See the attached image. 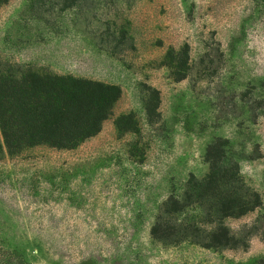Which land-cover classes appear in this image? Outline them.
Listing matches in <instances>:
<instances>
[{
	"label": "rangeland",
	"instance_id": "obj_1",
	"mask_svg": "<svg viewBox=\"0 0 264 264\" xmlns=\"http://www.w3.org/2000/svg\"><path fill=\"white\" fill-rule=\"evenodd\" d=\"M0 61L122 89L77 148L0 153V264H264V0H0ZM218 137L263 200L239 245L155 239Z\"/></svg>",
	"mask_w": 264,
	"mask_h": 264
},
{
	"label": "trees",
	"instance_id": "obj_2",
	"mask_svg": "<svg viewBox=\"0 0 264 264\" xmlns=\"http://www.w3.org/2000/svg\"><path fill=\"white\" fill-rule=\"evenodd\" d=\"M121 95L114 83L0 61V153L6 149L13 155L36 146L77 148L102 130ZM131 118L119 117L118 128L124 130ZM227 146V139L216 138L207 149V175L191 176L181 196L166 200L151 229L155 239H189L213 248L239 245L224 220L254 211L263 200L246 183ZM190 212L200 217L180 218Z\"/></svg>",
	"mask_w": 264,
	"mask_h": 264
}]
</instances>
